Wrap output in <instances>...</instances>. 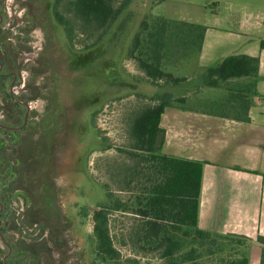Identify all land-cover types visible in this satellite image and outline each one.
<instances>
[{
  "label": "rangeland",
  "instance_id": "obj_1",
  "mask_svg": "<svg viewBox=\"0 0 264 264\" xmlns=\"http://www.w3.org/2000/svg\"><path fill=\"white\" fill-rule=\"evenodd\" d=\"M223 1L173 0L172 6L176 8L179 3L182 12L211 18L214 10H220L222 14L225 12ZM112 2L116 9L124 2L127 5L121 16L106 31L86 28L73 18V15L69 16L76 29L79 26L84 27L85 33L80 40L86 46L98 44L92 56L96 60L84 64L82 84L80 80H76L83 88L81 106H88L92 91L98 98L99 114L95 124L93 128L85 126L81 133L83 138L80 139V141L90 139L86 144V150L87 147H93L94 151L89 152L85 159L81 155L79 160L76 153H69V149L49 157L40 153L44 148L38 140V135L35 137L28 129L21 132L3 131L4 123H0V161L12 163L10 166H13V170L9 173L18 175L17 180L10 181L6 187L10 198L4 212L5 218L9 223L10 220L15 221V214L10 205L11 198L21 195L25 202L26 197L31 198L30 206L25 209L22 225L31 227L38 224L40 237L38 240L20 241L26 245L31 241L43 244L47 264H167L160 256L161 250L152 251L149 243L138 240V233L144 220L130 211L109 215L110 236L120 256L115 261L101 259L95 252L92 211L98 201H106L107 191H111L114 198L128 201L143 187L140 185V182H143L141 177L135 178L131 188L127 185L126 176L138 164V161L131 159L128 153L133 151L130 134L134 119L146 108L157 104L152 101L151 96L170 93L172 96L183 97L188 92L190 96L187 98L186 106L210 112L224 111L225 108L210 103L209 100L219 101L229 96V87L211 89L202 86L201 72L197 71L195 66L197 53L188 52L185 55L183 51L178 52L176 49L170 51L164 69L172 72L175 77L184 78L185 81L177 86L163 82H160L159 86H152L147 81L145 73L139 69L137 62L128 57V51L141 21L151 14L164 16L165 8L158 0H112ZM38 7L41 8V5L38 4ZM40 8L35 9L33 15V21L37 24H41ZM24 11L21 10L17 15L13 13L12 18L17 19L20 27L26 24V22L22 24L19 18ZM16 30L17 28L14 32ZM35 35L38 36L40 44H43L42 33L37 30ZM62 52L60 49L58 51L60 54L52 56L53 62L60 68L67 64L65 53ZM36 53L38 54L37 51ZM30 73L27 69L24 75L26 80L12 90L18 93L17 97L13 93V98L16 97L22 102L30 99V94L21 89L24 83H29ZM37 82L41 83V78H37ZM12 91L0 90V103L5 104V107H0L2 117L6 115L7 110L12 116L14 114L23 116L25 112L11 103ZM31 104L35 110L43 111L44 102L41 96ZM83 118L85 119V115ZM35 133L39 134L38 131ZM5 165H2V170ZM9 177L11 175H2L0 181H9ZM4 223L0 221V231ZM5 234L6 230L0 232V235ZM39 244L38 248H41L42 245ZM12 245L14 246L13 243ZM1 251L5 260L7 251L5 249ZM41 264L46 263L43 261Z\"/></svg>",
  "mask_w": 264,
  "mask_h": 264
},
{
  "label": "trees",
  "instance_id": "obj_2",
  "mask_svg": "<svg viewBox=\"0 0 264 264\" xmlns=\"http://www.w3.org/2000/svg\"><path fill=\"white\" fill-rule=\"evenodd\" d=\"M158 1L160 4L165 0ZM126 5L124 2L116 9L112 0H70L71 12L77 20L83 21L86 28L105 31L121 16ZM69 24L72 27V23ZM205 32L204 26L176 22L151 14L141 21L128 57L137 62L152 86H159L160 82L177 86L185 79L175 77L172 72L164 69L170 51L176 49L178 52L183 51L185 55L195 52L198 57L202 51ZM258 60L248 55L229 56L216 66L207 68L201 76L204 87H229L228 98L214 104L228 108L234 120L250 121L249 108L256 95L259 75ZM239 79H248L250 82L236 88L231 87L232 81ZM151 99L157 104L143 110L131 125L133 151L128 153L138 164L126 176L127 185L131 188L135 178L141 177L143 182L140 185L143 187L128 201L114 198L111 191H107L106 201L97 202L91 214L96 240L95 252L104 261H115L120 256L110 236L109 215L130 211L144 220L138 233L140 242L149 243L152 251L161 250L160 256L167 264H194L205 256L225 252L234 240L207 233L198 227L205 163L162 153L166 131L160 127L161 115L169 106L185 108V97H173L170 93H164L151 96ZM2 165H5L4 170ZM10 171V163L0 161V176H9L12 174ZM6 182L7 180L0 181V194L5 198L0 205V218L6 210L5 201L10 198L4 187ZM13 224L11 229L17 230L19 227L15 221ZM0 264H7L1 249ZM210 264H248V259L245 256L233 259L230 254H225L217 263ZM261 264H264V254Z\"/></svg>",
  "mask_w": 264,
  "mask_h": 264
},
{
  "label": "crops",
  "instance_id": "obj_3",
  "mask_svg": "<svg viewBox=\"0 0 264 264\" xmlns=\"http://www.w3.org/2000/svg\"><path fill=\"white\" fill-rule=\"evenodd\" d=\"M172 1L162 3L165 18L206 27L202 51L195 64L201 76L207 68L229 56L248 55L259 59L249 122L232 119L228 108L210 112L174 105L161 115L160 127L166 131L162 146L164 155L205 163L199 199V229L234 240L225 252L205 256L194 264L217 263L225 254L233 259L245 256L248 264H261L264 254V0H224L225 12L214 10L211 18L182 12L180 4L174 8ZM249 82L248 79L233 80L232 87ZM189 96L188 92L183 95L186 101ZM226 98L228 96L209 101L214 104ZM10 175L5 188L18 178L15 173ZM2 200L5 198L0 194V205ZM5 202L7 206L9 199ZM4 219L7 220L4 216L0 221ZM13 222L8 221L3 228H12ZM22 242L14 246L10 243L7 264L48 262L43 244L38 248V242L31 241L33 244L28 242L27 245Z\"/></svg>",
  "mask_w": 264,
  "mask_h": 264
},
{
  "label": "flooded vegetation",
  "instance_id": "obj_4",
  "mask_svg": "<svg viewBox=\"0 0 264 264\" xmlns=\"http://www.w3.org/2000/svg\"><path fill=\"white\" fill-rule=\"evenodd\" d=\"M39 8L41 24L33 21L35 9ZM21 10H25L19 17L22 24L26 22L23 27H20L17 19L12 18L13 13L17 15ZM71 15L76 18L71 12L70 0H0V90L12 91L18 88V85L26 80L24 75L27 69L31 72L29 83H24L21 87L24 92L30 94V99L26 102L17 100L16 90L10 94L11 103L25 110L23 116H12L7 110L0 123H4L3 131L21 132L28 129L30 134L35 137L38 135V140L44 148V151L40 152L43 155L52 157L62 150L69 149L68 152L76 153L79 160L81 155L85 159L89 152L94 151L93 147H87L86 150L90 139H80L83 138L81 133L85 126L93 128L99 109L94 91L90 94L88 106H81L83 88L76 80H80L82 84L84 64L96 60L92 56L98 44L86 46L80 40L85 33L84 27H71ZM78 21L83 25L82 20ZM37 30L42 33L43 44H40L38 36L35 35ZM60 49L67 59L63 68L58 67L52 60L53 55L60 54ZM37 78H41L42 82L38 83ZM39 96L44 102L42 112L35 110L31 104ZM0 107H5V104L0 103ZM37 131L39 134L35 133ZM10 170H13V166H10ZM26 203L30 205L29 201ZM4 222L7 223L5 219ZM3 230L5 229L0 232ZM11 230L8 228L5 235H0V239L4 243L6 241L5 251H8L10 243L20 242L14 241L8 234ZM8 258L7 254L5 263Z\"/></svg>",
  "mask_w": 264,
  "mask_h": 264
},
{
  "label": "built area",
  "instance_id": "obj_5",
  "mask_svg": "<svg viewBox=\"0 0 264 264\" xmlns=\"http://www.w3.org/2000/svg\"><path fill=\"white\" fill-rule=\"evenodd\" d=\"M2 118V115L0 114V120ZM11 208L12 211L15 214V223L19 227L17 230H11L8 232L10 236L13 237L14 241H20L21 239H32V240H38L40 237V231L39 225L35 224L33 226H25L22 225V221L24 219L25 215V209L28 208L30 205H28L23 198H21V195L16 196L15 198H11ZM0 248L1 250H4V241L0 239ZM6 250V249H5Z\"/></svg>",
  "mask_w": 264,
  "mask_h": 264
}]
</instances>
